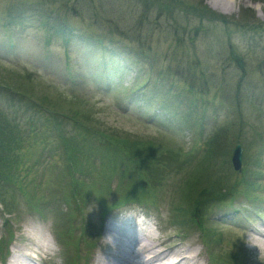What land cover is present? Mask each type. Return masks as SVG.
Listing matches in <instances>:
<instances>
[{
	"label": "rangeland",
	"instance_id": "rangeland-1",
	"mask_svg": "<svg viewBox=\"0 0 264 264\" xmlns=\"http://www.w3.org/2000/svg\"><path fill=\"white\" fill-rule=\"evenodd\" d=\"M20 1L23 0H0V110L8 115H16L15 122L23 131L24 142L29 141V144L26 143L23 147L28 145L38 147V153L40 146L45 143L34 142L43 140L45 135L38 136L36 132L46 127V122L42 117H36L39 115L36 109H29L25 104L19 103L18 95H12L14 100L8 98L11 94L6 86L20 93L32 94L31 100L35 103L47 97L49 101L45 100L43 104L46 108L49 107L48 102L74 100L71 105L65 101L59 103L62 104L63 109L60 112L63 115L70 117L72 115L70 110H77L81 115L93 118L97 123L96 128L114 130L119 132V135L125 133L134 139L152 140L160 146L177 149L185 156L192 157L199 150L201 152L203 143L218 125H225L228 122L226 119L230 114L226 107L229 108L230 103L226 106L225 100L219 98L220 90L211 88L207 91L209 94L206 96V102L209 106L205 111L204 123L201 127H194L182 121L172 108L161 110L160 102L163 100L168 98L170 106L175 105L172 101H177L171 100L173 93H169L167 87L162 88L155 82L157 71L160 69L172 71L176 70L177 66H179L177 70L183 71V68H188L189 61L199 60L201 64L205 63L207 71H224L225 74L232 75V79L226 78V75L223 78L229 83L227 86H230L232 94L240 70L228 59V41L237 54L244 58V68L247 70L249 81H258L260 72L257 66L264 62V3L259 1L251 0L259 4L258 10L251 5L243 4L236 12L230 13L227 7H214L210 0H183L198 7L201 5L231 23L224 25L204 22L202 27H199L195 19H182L181 30L185 44L184 47L177 49L178 52L166 35L167 19L161 18L157 24L154 20L145 19L144 24H138V17L143 16L144 12L136 0H106L105 5L96 3L95 6L87 7L83 3L86 0H80L74 13L60 9V0L54 3L47 0L51 5L43 3L48 11L42 22H47V26L65 27L68 34L70 33L68 36L66 32L57 34L44 29L38 19L32 26L9 20L8 7ZM26 1L38 4L39 0ZM150 11L145 10L146 13ZM233 23L238 25L247 23L250 26L242 29L234 27ZM135 31L142 33V40L137 43L131 41ZM97 36L103 37V47L98 45L100 43L95 39ZM129 46L134 50L137 48L149 50L154 60L152 70L149 64H144L128 54ZM211 52L216 54L211 56ZM174 55L181 59L179 63L174 59ZM262 69L264 70V65ZM163 80L175 89L181 84V81L178 84L174 80L166 81L164 78ZM142 84V90L134 93L137 86ZM259 92L264 93V86ZM158 96L160 99H157ZM182 102L184 106L186 103L184 97ZM261 107H264V103ZM182 109L184 111V107ZM233 110L232 108L231 115L234 118ZM243 111L252 127L250 130L248 128L244 130L245 127L237 122L233 135L238 134V126H241L242 132L239 137L243 149L242 169L245 168L244 160L251 170H246L247 174L252 175L260 170L257 181L262 183L264 153L260 156V167L256 168L251 162L257 155V147L261 141L264 142L262 132L264 117L254 113L247 103L243 105ZM60 117L61 130L75 136L72 120ZM30 125L37 129L34 130V134L28 133ZM50 126L51 124L47 125ZM54 141L52 139L47 143L44 158L49 160L45 169L33 162L35 156H30L29 149L25 151L29 161L25 162L23 168L33 165L35 177L42 182L41 190L31 194L36 200H44L39 201L43 209L41 213L33 211L32 206L28 207L26 199L18 193V184H12V187L10 184L7 185L9 193L7 196L14 198L12 199L14 213L4 211L0 205V238L4 232V220L9 221L8 229L13 234L9 255L14 251L19 254L29 253L30 258L31 256L33 259L36 258L37 264H66L57 234L63 230L64 220L68 218L66 215L68 208L61 201L62 193L58 195V199H50L53 192L49 193L51 189L57 192V187H64L67 181V177H64L66 171L63 149L60 150ZM234 145L235 143L232 147ZM91 155L95 158L98 156ZM130 166L132 165L129 162L123 164L124 169ZM193 166L194 164L188 165L187 168ZM94 171H100L101 174V165H94ZM96 172L87 182L96 185L101 183V176ZM32 173L24 177L21 172L18 179L24 182L23 185L27 184V181L34 177V172ZM234 173L239 175L241 172ZM183 179V174H176L161 180L157 188L152 190L153 195H156L155 204L143 205L144 208L132 204L112 209L102 215L101 207L95 204L93 197L90 198L77 215L75 212L74 218L67 226L69 230L72 228L69 241L71 255L79 259L80 264L98 262L107 264V258L112 259L109 260L112 264H128L122 258L111 257L115 255L116 250L107 240V224L127 212H132L140 214L152 223L156 236L154 240L165 241L164 249H170V246L184 251L190 249L194 255H198V264H210L207 254L209 252L202 242L201 231L190 226L179 227L172 220L174 205L180 209L188 207V200L185 198V201H181L179 198L183 189ZM117 184L118 178H113L110 182L111 190H114ZM254 193L259 201H251L246 195L239 194L235 198L234 206L231 204L207 212L205 226L219 230L222 238L218 246L214 247L215 257L219 254L226 255L236 249L246 264H264V244L260 246L261 240L256 238L258 230H264V190ZM231 207L238 212L233 214ZM84 231L86 235L82 236ZM33 233L35 235H32ZM31 235L36 241L31 239ZM131 261L135 262L136 259L133 257ZM3 264H8V259ZM23 264H29V261L25 260ZM215 264L222 263L217 261Z\"/></svg>",
	"mask_w": 264,
	"mask_h": 264
},
{
	"label": "trees",
	"instance_id": "trees-1",
	"mask_svg": "<svg viewBox=\"0 0 264 264\" xmlns=\"http://www.w3.org/2000/svg\"><path fill=\"white\" fill-rule=\"evenodd\" d=\"M62 1H59L60 9L74 13L75 7L78 6L80 0ZM136 1L144 12L143 16L138 17V24H144L145 19L148 21L154 20L156 24L161 18L167 19L165 32L167 38L169 37L168 39L175 45L176 52H178L177 49L184 47L185 44V40L182 38L183 30H181L182 19H195L199 27H202L201 25L204 22L224 25L231 23V21L215 15L201 5L198 7L183 0ZM254 1L264 3V0ZM54 2H57V0H51V3ZM105 2L106 0H86L83 3L87 7L95 6L96 3L105 5ZM43 3L47 4L48 2L47 0H39V5L34 2L29 3L26 0L13 3L7 9V17L11 21H17L21 25L24 23L28 26H32L38 19L40 24H43L44 29L54 31L57 34L66 32L67 36L70 35L63 26H47V22H42L43 16L48 11L44 8ZM48 5L51 4L48 3ZM144 9H150L151 11L146 13ZM233 25L242 29L250 26L247 23L239 25L233 23ZM141 34V31H135L131 41L137 43L142 40ZM102 38L97 36L95 39L100 43L98 45L103 47ZM229 43L228 41V59L240 70V75L235 85H233L232 94L230 93V86H227L229 83H226L223 79L225 75L226 78L232 79V75L225 74L224 71H207L205 63L201 64L199 60L189 61L188 68H183V71L177 70L179 66L172 71L170 69L157 71V80L155 82L160 84L162 88L167 87V91L173 93L171 100L175 99L177 101H172L175 105L170 106L168 98L163 100L160 102L161 110L172 108L182 121L190 123L194 127H201V124L204 123L205 111L209 106L206 102V96L209 94L207 91L211 88L217 91L218 89L220 90L221 95L219 98L225 100L226 106L230 103L229 108L226 107L230 114L226 119L228 122L225 125H218L203 143L201 152L199 150L192 157L185 156L182 151L177 149L160 146L152 140L134 139L125 133L119 135V132L114 130L105 131L99 127L96 128L97 123L93 118H90L89 115H81L77 110H70V114H72L70 117L63 115L60 112L63 107L59 103L61 101L66 102L64 99L59 100V103L58 100L55 103L48 102V109L43 106L45 100L46 102L49 101L46 96V99L44 98L35 103L31 100L32 94L20 93L16 89L6 86V89L11 94L8 98L13 99L12 95H18L17 101L25 104L29 109H36V112L40 115L36 117H42L46 122V127L39 131L35 128L33 129L32 125L29 126L28 133L34 134V130H37L36 134L38 136L45 135L44 141L34 142L45 143V145L40 146L38 153V147H31L30 145L23 147L24 144H29V141L26 140L24 142L23 131L20 130L15 122L16 115H8L0 110V205L2 209L14 213V204L12 202L14 198L7 196L9 195L7 185L10 184L12 187V184H18V193L26 199L28 207L32 206L33 211L41 213L43 209L39 201L43 202L44 200H36L31 197V194L41 190L42 182L35 177L33 165L29 168H23L25 162L29 161V156L25 154V151L29 149L31 152L30 156H35L33 162L45 169L49 158L48 160L44 158V153L48 147L47 143L54 139L60 150L61 148L63 149L66 171L64 177H67V181L64 187H57V192L51 189L49 193L53 192L50 195V199H58V195L62 193L61 201L68 208L66 213L68 218L64 220L63 230L57 234L59 242L65 249L64 255H66L67 264H80L79 259L73 257L70 253L69 238L72 228L69 230L67 226H69L70 220L74 218L75 212L77 215L85 204L89 202L90 198L93 197L95 204L101 207L102 215L112 209L133 203L154 205L156 195H153L152 190L157 188L161 180H165L170 175L176 176V174L184 175L182 180L183 189L181 194H179V198L181 201H185L186 198L188 207L180 209L177 205L173 206V223L182 228L190 226L192 228L195 227L194 229L199 230V232L201 231V239L207 252L210 253L212 262L242 264L241 254L236 249L226 255L219 254L215 257L213 252H215L214 247L221 241L220 231L205 226V216L208 211L231 206L239 194L246 195L251 201H259L254 192L263 189V183L257 181V177L260 176V170L255 171L252 175L251 173L247 174L246 170H251L248 169L247 161H244L245 168L237 175L231 169L230 156L232 145L241 142L239 135L242 132V127H245L244 130L246 128L250 130L252 127L244 116L243 105L247 103L254 113L264 117V107H261L264 103V93L259 92V89L264 86V70L262 69L264 62L263 64L261 63V66L259 64L257 66L260 72L258 81H249L246 75L247 70L244 68V58L237 54L235 48L230 46ZM128 51H130L128 54L131 57L137 58L144 64H149V68L152 70L154 60L149 50L144 51L142 48L134 50L129 46ZM215 54L216 52H211V56ZM174 59L177 63L181 60L175 55ZM171 61L174 62V60ZM162 76L166 81L174 80L178 84L181 81V84L175 89L171 85H167ZM26 77L28 78V76ZM226 86L227 88L224 90ZM141 87L143 88V84L137 86L134 93L142 90ZM216 95L217 93H215L214 97ZM182 97L186 100L184 106L182 105ZM157 99H160V97L158 96ZM73 101L70 100L66 103L71 105ZM220 106L222 105L220 104ZM182 107H184V111ZM232 108L235 111L234 118L231 115ZM44 109L48 111H44ZM59 117L72 120L75 136L64 133L61 130L62 122ZM237 122L242 126H238V134L236 133L238 136L233 135ZM49 124H51L50 127L54 128L47 127ZM262 132H264V126L262 127ZM56 138L58 139L56 140ZM257 149V155L254 156V160L251 162L256 168L261 166L260 156L264 153V142L261 141ZM91 154H98V156L95 158ZM126 162H129L132 166L124 169L123 164ZM97 164L101 165V174L100 171H94V165ZM192 164H194L193 168H187L188 165ZM32 171L34 172L33 179L30 178L31 181H27L28 183L23 185L22 183L24 182L18 179V174L20 175L23 172V176L27 177ZM95 172L101 176V183L98 185L87 182L88 178L93 177ZM113 178H118V184L114 190H111L110 182ZM260 200L262 201V198ZM8 225V221L4 220L5 238L3 237L0 240V256L3 255L4 250L13 237ZM83 229L85 230L84 226ZM85 235L84 231L82 236Z\"/></svg>",
	"mask_w": 264,
	"mask_h": 264
},
{
	"label": "bare ground",
	"instance_id": "bare-ground-1",
	"mask_svg": "<svg viewBox=\"0 0 264 264\" xmlns=\"http://www.w3.org/2000/svg\"><path fill=\"white\" fill-rule=\"evenodd\" d=\"M210 3L214 7H227L228 12L230 13L236 12L239 6L243 4L249 6L251 5L257 10L259 9V4L254 3L251 0H210ZM112 227V223H109L107 226V240L109 245H111L116 250L115 255L111 256L112 258H122L128 264H161V262L167 258L168 255L173 254L179 256L178 261L176 260L174 264H198V255H194L192 253L193 251L190 249H187V251L178 250L176 247L170 245V249H164L163 247L165 241L157 242L154 240L156 237L155 235L152 238L146 237L145 235L138 233L136 229L127 232L130 234V236H126V233H121L118 234V236L113 237L111 234ZM32 235L35 234L33 233ZM32 235L31 239L34 238ZM111 236L112 238L109 239ZM256 236L257 240H261L259 245L262 246L264 244V230H258ZM131 255L133 256L131 257ZM29 256V253H21L16 257V259L10 262V264H23L25 260L29 261V264H37L31 260L32 256L31 258ZM129 257H131V259L134 257L136 261H131ZM109 260L112 259L107 258V264H112V262ZM98 264L100 263L98 262Z\"/></svg>",
	"mask_w": 264,
	"mask_h": 264
},
{
	"label": "water",
	"instance_id": "water-1",
	"mask_svg": "<svg viewBox=\"0 0 264 264\" xmlns=\"http://www.w3.org/2000/svg\"><path fill=\"white\" fill-rule=\"evenodd\" d=\"M242 150L239 144L236 145L233 155L231 157V163L234 170L239 171L241 169V161H242Z\"/></svg>",
	"mask_w": 264,
	"mask_h": 264
}]
</instances>
